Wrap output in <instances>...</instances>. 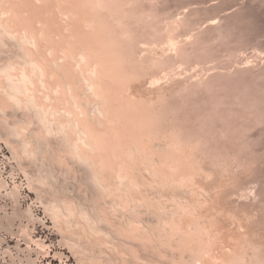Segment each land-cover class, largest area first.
Returning <instances> with one entry per match:
<instances>
[{"label": "bare ground", "instance_id": "obj_1", "mask_svg": "<svg viewBox=\"0 0 264 264\" xmlns=\"http://www.w3.org/2000/svg\"><path fill=\"white\" fill-rule=\"evenodd\" d=\"M39 1L42 4L40 2L39 5L37 0H0V129L4 133L3 140L11 145L15 159L22 162V166L25 162L30 168L32 165L35 166L36 170L35 168L32 170L35 171L32 176L34 175L38 180L36 184L35 180L33 181L35 186L39 184L36 190L43 189L38 191L47 197L46 210L53 216L55 224L64 235L62 236L64 242L74 251L80 263L264 264V191L262 187H258L261 185L260 182L258 185L255 184L256 186L251 185L252 188L244 181L247 175L249 177L251 167L253 170L258 168L252 166L253 162L257 163V161L247 160L248 164L245 161L246 164L242 169L240 162L245 158L241 161L236 156H240L246 150H253L254 145L258 143L259 137L256 142L251 133L259 126H264V102L260 105L256 101L246 100L251 98L247 97L248 91H244L246 93L244 95L243 92L233 94L232 99L228 98V100L224 97L219 101L217 97L219 103L213 104L216 105L213 106L215 110L210 111L214 113L215 119L212 116V119L206 118L202 121L198 117L200 122L198 120L191 127H186L182 121L179 120L182 124L178 121L176 123L177 119L172 121L171 117L170 122H165V119H168L165 115H170L167 113L170 105L166 114L164 105L168 104L165 103L172 95L165 85L160 84L161 86L153 93L154 96L143 95L141 91L136 92V95L129 89L132 88L129 87L131 81L142 77L147 79L144 76L146 69L148 78L154 80L153 82H161L164 79L175 80L177 71L181 69L187 73L191 70L195 71L193 67L200 66L199 74L205 73L202 72L205 69L204 67L202 69V66L207 61L201 63L198 60L200 63H194L197 59L194 58V62L190 60L193 56L198 58L202 52L206 51L207 54V50L201 49L202 41L200 42L199 39L200 53L197 48V52L193 53L194 47L198 44L194 38L197 33L199 35L203 32V29H198L197 32L195 28L189 32L194 24L191 22L187 34L183 31L187 36L185 39L188 38L183 42L182 37H179L182 38L180 41L172 34L176 33L178 26V29L189 26L186 16L184 19L172 18L171 23L175 21L173 26L170 21H166V24L160 21L164 25L163 30L158 29L161 31L154 30V26L156 24L158 26L159 21L154 26L148 24V28L153 27L151 29L158 33L153 40L161 37V41L156 39L154 42L156 44L158 42L159 45L167 41L171 53L160 55L156 52L159 48L152 40L153 48L152 51L149 50L152 53L144 55L146 58L140 56L141 59L146 60L143 59V64L144 62L148 64L145 69L142 62L141 65L136 62L137 60L130 62L129 57L128 60L124 59L127 53L119 48L121 41L116 49L117 41L113 42L110 37L114 35H109L112 32L111 28V32L108 30V33H103L107 32V28L100 26L101 23L98 22L99 28H97L95 22L100 19L98 17L111 12L106 13L104 0L92 2L90 0L94 4L96 1L98 10L94 9L95 5L88 0H69V3L67 1L69 5L65 0ZM62 1L66 7L61 4L62 8H60L57 4ZM100 1L106 14L102 15V12H99L102 9L99 8ZM108 1L110 5V0ZM87 2L91 4L90 7L87 6ZM92 5L94 7L91 8ZM86 6L87 9L96 11L87 10ZM238 8L240 9L241 6ZM116 10H114L115 14ZM192 11L187 14L195 12ZM64 12L76 14L74 16L77 19L70 15L75 21L73 22L72 19H70L72 22L64 21L65 19L61 18ZM92 12H98L97 16L100 14L97 19L94 20L96 14ZM197 12H200L199 9ZM104 16L102 18L105 20ZM114 17L116 18V15ZM162 17L159 19L161 20ZM187 17L190 19L192 16ZM90 19L95 21L97 25H94L95 28L93 22L89 24ZM155 19L154 21H157ZM154 21L148 22L154 24ZM218 21L209 24L211 26L207 29H211L215 23L217 24L215 28H219L222 22L218 23ZM87 26L91 30L93 26L94 31H88ZM222 26L219 31H222ZM98 29H101V32ZM173 30L174 32L169 35ZM193 31L196 32L195 35ZM216 31L218 33V29ZM151 32L150 30L148 34ZM116 37L115 33V39ZM198 38L202 39V37ZM110 43L114 46L109 47ZM191 51L192 55H190ZM189 56L191 57L188 59ZM126 60L127 64L133 63L132 66L127 65ZM253 61L255 62L254 58ZM165 64L169 65L166 67ZM139 65H141L140 69L137 68ZM155 68L159 72L154 71ZM233 69L235 70V67ZM215 70L218 72L217 68ZM149 71L151 75L152 72L153 74L157 72L159 76L154 74V77H150ZM232 71L229 70L230 75ZM160 73H162L161 78ZM249 73L252 82L260 83L264 79V68ZM182 76L180 77L183 79ZM197 78V81L194 80L195 83L191 84L192 87L194 86L192 91L196 94L200 90L202 92V89L205 91L215 86L204 78ZM126 83L130 84L128 88ZM260 85L262 87V84ZM188 86L186 84L185 89L180 88L182 91H177L179 95L188 91L191 93V86ZM218 88L220 89V86ZM191 95L193 96L192 93ZM244 96L247 98L245 99ZM217 106L219 110L216 109ZM208 116L210 117L209 114ZM239 126L242 129H237ZM262 131L264 132L263 129ZM226 143L229 145L233 143V148H230L232 150L226 148ZM80 167H83L84 175L81 179L73 181ZM241 169L249 170L248 173L245 171L244 180V177L240 176L242 173H239L242 172ZM68 180L72 181L76 189L85 186L86 193L81 194L79 191L77 195L72 196L70 189L62 186ZM245 184H249L250 188L244 189L247 186H244ZM1 188H6L4 182H0ZM19 189L14 187L10 195L15 199L18 198ZM242 189L244 190L239 192ZM150 191L153 193L152 196ZM251 191L255 198L254 202L251 203L249 200L252 198L251 194L249 201L243 202L240 197H249ZM238 192L242 196L239 197ZM234 195L240 202L234 198ZM30 213L27 212L29 215ZM231 225L234 227L232 228ZM37 244L42 245L41 248L45 247V243L38 241Z\"/></svg>", "mask_w": 264, "mask_h": 264}, {"label": "rangeland", "instance_id": "obj_2", "mask_svg": "<svg viewBox=\"0 0 264 264\" xmlns=\"http://www.w3.org/2000/svg\"><path fill=\"white\" fill-rule=\"evenodd\" d=\"M20 1H22V0H20ZM23 1H25V0H23ZM65 1H66L65 3H67V1L69 3V0H65ZM92 1L93 0H91V2ZM96 1H95V4L97 5ZM104 1L106 3L103 2V5L105 4L104 6H105V8H107V12H106L105 8H103L104 6L101 5V2L102 1H100V6H99V2H98L99 8L100 9L102 8L101 9L102 11L99 10V12L100 13L102 12L101 13L102 15H103L104 12L108 13V11H111L112 13L111 12H109V14L104 13V14H106L105 16L103 15L104 18H106L105 20L102 18L103 16H99L100 14L98 15L99 17L97 16V13L98 12L97 13H93L92 12L93 14H96L95 16L94 15H92V16L95 17L94 20L97 19L96 17H98L102 21H105V22L107 21V22L105 23V22H102V21H98L100 19L96 20V22H95L93 20L91 21V19H90V22L91 23L89 22V24L91 25L92 22L93 23L94 22L95 23L98 22V23H101L100 26L101 25L104 26V27L106 26L105 29L107 28V32H103V33H108V30H109V32H111L110 31V28H111L112 29V32L111 33H113V34L109 33V35L110 36H113L114 35V36L113 37H110L109 35H106V36L112 38L113 39L112 40L113 42H116L117 41L116 42L117 43L116 44V49H117V45L121 41V43L119 44L121 46H119V45L118 46H119L120 49L121 48L123 49V50L121 49L122 52H125V54L127 53L126 54V57H124V59L125 58L127 59L129 57L128 59H129L130 62L131 61L135 62V60H137L136 61L137 63L141 64V62H142V64H143V61L145 60L144 58H146V56L144 57V55H146V54L148 55V53L150 55V53H152L151 52L152 51L151 49L153 48V44L154 43H155V46H157V48H159V49H157L156 52H158L160 55H162V54H165V55L167 54L168 55V52H170L169 51L170 50L169 49L170 47H168V45H167V41L165 39L166 36H164L165 38L162 37L163 40L166 41V43L162 40L163 41L162 44L159 43V45H158V42L156 44V42H154V41L156 39H158L156 41H161V37L160 38H156L154 40H153V37L154 36L155 37L158 36L157 31H161V30H158V29L160 28V29L163 30V28H164V25L163 24H166L170 20L173 21V20L180 19V18H183L184 19L185 16H186L187 21H189V26H184V27L182 26L183 28L180 27L178 29V27H179L178 26L179 24H178V25H176V26H178L177 29L174 28V30L176 29V33L174 32V30L173 31H170L171 33H169V35H171L174 32L172 35H175V37L177 38V40L179 39L180 41L183 38V40H182L183 42H185V40L188 39V38L185 39L187 37L185 35L188 32L187 31V28L190 29V26H191L190 23L191 22H193L194 24L191 26L192 28L190 30L188 29L189 32L192 31V30H194L195 28H196L195 31L197 30V32H198V29L199 30L200 29L201 30L203 29L202 30L203 32L205 30L204 33L199 31L200 32L199 35L197 33V35H196L197 39L194 36L195 37L194 39L196 40V43H198V44H196V47H194L195 49H194L193 53L194 52H197V50H198V53H200L199 50L203 49L204 51L207 50V54H206V51L204 53L201 51L202 54L201 53L199 54V56L202 55L201 57L198 56V58H196L197 56L196 57L193 56L192 57L193 59L191 58L190 60L191 61L193 60L192 62H194L195 59H197V61H195L194 63H197L198 60H200L201 63L202 62L204 63L205 61H207L204 64V66H202V69H203V67L205 68L204 70H202V72L203 71L205 73L207 72L206 73L207 75L205 73H201L204 76L203 77L201 74H199L200 73L199 72L200 71V68H199L200 66L197 67V68L196 67H193V68L196 69L195 71L194 70H191V71H188L187 72V73L190 72V74H191V72L194 71V72H192L191 75L190 74H187V73H184L182 71V69L180 68L181 70L180 71H177V72H178V74H180V76H182L183 74H185L182 77H184L186 80L184 78L182 79L177 74V76L175 77L176 79L174 78L175 80L172 79V81L171 80L168 81V80L164 79V80H166L165 82L167 84L164 82V80L161 81L162 79L160 80L161 82L155 81L156 82L155 83V82H153L154 80L151 81L150 78H148L149 76H147V74H146L148 72V70L145 68V66H147L148 64L146 62H144L143 68H145L146 70H144V71H147V72L146 73L143 72L145 75L142 74V73H139V74L144 75L147 79H144V77H142L141 78L142 80L139 78L138 80L131 81L132 82V83H130L131 85L129 83H126L127 84L126 85L127 88H128L129 85H130L129 87H132V88H129V89L132 90L131 91L132 93H134V94L137 95L136 92H140L141 91V93L143 95H147V96H154L153 93H155L156 89L159 86H161L160 84H162V86L165 85V88L168 89V91L170 92V94H172V95H170V99L167 100L166 103H165V104H167V102H168V104L167 105H164V106H166V108L164 107L165 108V114H166V111L168 110L169 105H170V108H169V110L167 112L170 115L169 116L165 115V118H168V119H165V122L166 121L167 122H170V117H171V120L172 121H175L174 119H177L176 120V123H177V121H178V123L180 121H182L184 126L191 127V125H194V122L196 123V121H198L200 118H201L200 120L203 121L206 118H211L212 116H214V113L212 114V112H213V110H215L214 107L217 105L216 103H219V101H221V99L223 100L224 97H225V99L227 98V100H228V98L232 99L233 94H236V93L239 94L238 92H241V93L243 92V95H244V94H246V93H244V91L245 92L248 91L247 92V97L248 98L251 97V98L250 99H246L247 97L244 96L246 100L256 101L260 105H262L261 102H264V97H263L264 96V85H263L264 84V79H263V81H260V83L259 82H252L251 81L252 78L249 79L250 78V75H249L250 73L249 72H257V71H260V70H262L264 68V62H262V60L264 61V16H263L264 15V5H263L264 4V0H262L263 2L261 0H255L256 3H255L254 0H244L245 2L243 0H231V1L230 0H225V1L224 0H219V1L218 0H211V1L210 0H206V1L205 0H201V1L200 0H195V1L194 0H152V1L151 0H110L111 9L113 8L112 10L109 9V7H110V5L108 3L109 1L108 0L107 1L104 0ZM203 1H204V3H203ZM251 1H253V2H251ZM37 2L39 4L41 1L37 0ZM58 2H60V1H58ZM88 2H90V0H88ZM88 2H87V4H88L87 6H89V7H90L91 4H94V3H91V2H90L91 4H89ZM118 3H119V5H118ZM121 3L123 4V6H122ZM41 4H42V2H41ZM61 4L63 5L64 4V1H62V3H60V4H57V6H59L60 8H62L61 7L62 6ZM183 4H185V5H183ZM96 5H95V7L92 5L91 8L94 7V9L97 8V10H98V7H96ZM106 5H108L109 7L108 6L106 7ZM192 5H193V7H192ZM87 6H86L85 9H87ZM189 6H191L192 8L191 7L188 8ZM201 6H203V7H201ZM240 6H241V8L239 9L238 7H240ZM253 6H255V7H253ZM59 7H58V10H57L58 12H59V9H60ZM64 7H66L65 4H64ZM122 7H125V8H122ZM116 8H117V10H116ZM94 9L93 10L92 9L90 10V8H89L87 10L94 11ZM198 9H199L200 12H197L196 13V11H198ZM227 9H228V11H227ZM229 9H231V11L232 10L233 11L230 12ZM114 10H116V14H115ZM171 10H173V11L171 12ZM184 10L186 12H184ZM235 10H237V12ZM190 11H192V12L195 11V12L194 13H191V14L190 13L187 14ZM156 13H157V15H156ZM216 13H217V15H216ZM62 14L63 15H62L61 18H64L65 19L64 21L69 20V22H72V21H70V19H72V17L74 15H76V14L73 15L71 13L70 14L67 13L68 14L67 15L65 12L62 13ZM90 14H91V12L89 13V15ZM183 14H184V16L181 17ZM70 15L71 16L73 15V16L71 17ZM115 15H116V18L114 17ZM149 15L152 18H154V19L155 18H158V19H155L157 21H154V19H152V18H148V17H150ZM238 15H241V16H238ZM77 16H78V14H77ZM145 16L149 20H147V18ZM187 16H189V17L192 16V17L190 19H188ZM79 17H80V15H79ZM160 17H162L161 20L159 19ZM217 17H219V18L216 20ZM165 18H167V20ZM172 18H173V20H172ZM74 19H77V17L74 16ZM218 20H220L222 22L221 24L223 26L220 24V27L221 26L223 27L222 28V31H219V29L221 30V28L220 27L218 28L216 26L217 29H218V33H216L217 32L216 31L217 29L215 28V25H217L216 23H215L214 26L211 27V29H209V28L207 29V27H210L211 26L209 24L214 23V21L216 22ZM74 21L75 20H73V22ZM148 21L149 22L150 21H154V24H153V22L152 23H149ZM158 21H159V24H161L160 26H159V24H158V26L156 24V22H158ZM160 21H163L164 23L163 22H160ZM171 21L169 23L172 25L175 21L173 23H171ZM220 21H218V23ZM197 22H199V23H197ZM67 23L68 22H66V24ZM95 23L92 24V25L93 26L94 25L97 26L98 23H97V25ZM102 23L105 24V25H103ZM89 24H87V25H89ZM148 24L150 26H154L156 24L154 26V28H155L154 30L157 29V31L156 32L153 31V29H151L153 27H151V28L149 27L150 28L149 29L148 28V26H149ZM107 25H109V26H107ZM93 26L92 27L90 26L92 28V30L89 29V27L87 26L88 27L87 30L88 31L89 30L90 31H94L93 30ZM95 26H94V28H95ZM218 26H219V24H218ZM108 27H109V29H108ZM97 28H99V25H98ZM105 29H104V31H106ZM206 29L208 31L207 33H206ZM98 30H100V32H101V29H98ZM150 30L153 32V33L151 32L152 35L151 34H148V33H150ZM179 30L181 31V33H180ZM183 31H185L186 34ZM66 32H68V31H66ZM114 32L116 33V36H117L116 39H115V33ZM144 32H146V33H144ZM162 32H164V31H162ZM162 32H159V33H162ZM154 33H157V34L154 35ZM195 33L196 32H194L193 35H195ZM98 34H100V33H98ZM103 35H105V34H103ZM149 35L152 36V37H149ZM242 35H244V36H242ZM159 36H161V34H159ZM162 36H163V34H162ZM251 36H253V37H251ZM179 37H182V38H179ZM198 37H202V39L201 38H198ZM118 39H119V42H118ZM198 39H199L200 42L202 41L201 44H200L201 45L200 47H202L201 49L199 48V43L200 42L198 41ZM152 40H153L154 43L151 42ZM112 43H110L109 47H111V45H113ZM122 43H125V44L122 45ZM150 43H152V45H150ZM233 43H234V45H233ZM107 45H108V42H107ZM126 45L127 46L129 45L128 46L129 48ZM164 45H166V46L164 47ZM162 46H163V48H162ZM126 48H128V50ZM196 48H197V50H196ZM149 50H151V51H149ZM128 52H131V54L128 53ZM143 53H145V54H143ZM191 53H192V51L190 52V55H192ZM198 53H196V54L198 55ZM238 53H239V55H237ZM125 54H122V55L125 56ZM245 54H247V56ZM252 54H254V55H252ZM160 55H158V56H160ZM215 55H217V56H215ZM249 55H250L251 58L249 57ZM140 56L144 57L143 58L144 60L141 59L142 57H140ZM241 56H242V58H239L238 59V57H241ZM133 57H135V58H133ZM190 57L191 56H189L188 59ZM258 57H259V60H258ZM132 58H133V60H130ZM147 58H148V56H147ZM253 58H254L255 62L253 61ZM124 59H123V62L125 63ZM248 59H250L249 62H248ZM0 60H1V57H0ZM127 60H126V64L128 63ZM138 60H141V61H138ZM241 60H242V62H241ZM245 60L247 62H245ZM200 61L198 63H200ZM130 62H129V64H130V66H132L133 63H130ZM221 62H222L223 65L221 64ZM225 62H226V64H225ZM244 62L246 64H244ZM189 63H190V61H189ZM211 63H212V65H211ZM213 63H216V65L217 64L218 65L215 66V64H213ZM248 63H251L252 66H251V64H248ZM255 63H256L257 66L255 65ZM129 64H127V65H129ZM208 64H210L211 66L208 65ZM136 65H138V64H136ZM141 65H139L138 67L136 66V67L140 69ZM165 65L167 67L169 64L168 65L165 64ZM206 65H207V68H206ZM230 66H231V68H230ZM258 66H260V67H258ZM233 67H235V70L233 69ZM178 68H176V69H178ZM193 68H191V69H193ZM216 68L218 69V72H217V70H215ZM159 69L162 72V69L161 68H159ZM219 69L222 72L219 71ZM149 70H152V69H149ZM229 70L230 71L233 70L232 71L233 73L231 72V75H230ZM154 71H158L157 68H155ZM223 71H224V73H223ZM213 72H215L216 74L213 73ZM150 73H151V71H149V73H148V75H150V77H154V74H155V76H156V74H157V76H159L158 75L159 73H157V72H154V74L152 72V75ZM218 74H220V75H218ZM161 75H162V73H160V78H161ZM193 75L194 76L196 75V77H194ZM213 75H215V76H213ZM190 76L191 77L193 76L194 79H193V77L190 78ZM205 76H206L207 79L205 78ZM197 77L202 78V79L204 78L205 80H208L210 83L212 82L211 83L212 86L213 85H215V86L212 87L211 84H210V87H212V88H208V89H211L212 91L211 90L209 91L207 89V90H205V91H207L205 93L204 89H202V92L200 90V91L197 92V94L194 91H192L194 89L193 88L194 86L192 87L191 84H193V83H195V81H197V79H198ZM190 79H192V81ZM131 80H133V79H131ZM128 82H129V80H128ZM169 84H170V86H168ZM186 84L189 85L188 87L191 86L190 87L191 88L190 91L193 94V96L191 95V93L189 91L187 93L183 94L184 97H183L182 94L179 95L180 94L179 92L182 91V90H180V88L181 89L182 88L185 89L186 88L185 87ZM255 84H256V86H255ZM260 84H262V87H261ZM219 86H220V89L218 88ZM234 87H235V89H234ZM244 87H247L248 89L247 88H244ZM249 87H250V89H249ZM129 89H128V91H129ZM249 90L252 91V92H250ZM177 91H179V92H177ZM126 92H127V90H126ZM193 92L195 93V95H194ZM220 93H221V96H220ZM258 93H261V94H258ZM208 94H210V95H208ZM190 96H192V97H190ZM194 96H196V97L194 98ZM212 96H214V98ZM252 96L254 98H252ZM261 97H263L262 100H261ZM216 98L218 100L220 98L221 99L218 101ZM255 98H257V99H255ZM258 98H260V99H258ZM186 99H187V101H186ZM253 99H255V100H253ZM227 100H224V101H227ZM199 101H200V103H199ZM207 102L208 103L210 102V103L208 104ZM213 104H216V105L214 106ZM211 109H212V112H210ZM216 109L219 110L218 106L216 107ZM220 110H221V108H220ZM208 114L210 115V117L208 116ZM222 114H224V112H222ZM171 115H173V117ZM204 115H206V116L204 117ZM174 116H175V118H174ZM198 117H199V119H198ZM213 119H215V116L213 117ZM200 120H199V122H200ZM232 127H231V129H232ZM239 128H241V127L240 126L237 127V129H239ZM262 129L264 130V126H261V127L259 126L257 129H255V130L253 129L254 132L251 133V136H253L256 139L255 140L256 142H257V139L259 137V139H258L259 141H258V143L256 145H254L253 150L252 149H250V151L246 150L245 152L242 153L243 155L240 154V156L242 155L241 157L238 156V155H236V156H237V159L238 160L239 159L240 160L241 159L243 160L245 158L243 162H240V165L242 163V166L240 167L242 169H244L243 168V165L246 164L247 160H249V161L251 160L250 162H253L255 160L257 161L258 164L256 162H253V164L254 163H256V164H254V165L252 164V166H255L256 168L258 167L257 169L254 168L255 170H253V167H251V169L253 170V173H252V170L250 171L251 173L249 172V170H247L249 172V174H250L249 177H248V175L246 176V172H247L246 170H245L246 171L245 172V171H243L241 169L240 171H242V172H239V173H242V174H240V176L242 178L244 177L243 180L245 179V176H246V179L244 181H246V183L248 182L250 184V187H252V188H253V186H251V185H255V184L258 185L260 183L262 185V183H263L262 186L259 185L258 187H262L261 189L264 191V173H263L264 172V163H263V161H264V143H263L264 138L261 139V137L264 136L263 135L264 132L262 131ZM238 134H240V130H238ZM3 135H4V133H2V131L0 129V182H4L6 184V188H1L0 189V264H32V263H34V264L35 263L36 264H81L80 261H79V259H78V257L75 255L74 251L72 249H70V247L64 242V240H63L64 238L62 237L64 235L60 231L59 227H57V225L55 224V221L53 219V216L51 215L50 212H48L46 210L45 202H46L47 197L43 196L41 194V192L38 191V190L41 191L43 189L36 190L37 189L36 186H39V184L35 186V184L38 182V180H36L37 177H35L34 175L32 176V173L35 172V171L32 172V170H34L35 166L32 165L33 169H31L32 167L30 168V165H28V164L26 165V162H25L24 166L26 165L27 167L26 166L25 167L22 166L23 163L20 162V161H17V159H15L16 156L14 157V154H12L13 151L11 150L12 148H10L11 145H9L8 142H6L5 140H3L4 139L2 137ZM230 144L231 145H229V143H226L227 147H226V145H225V147L227 149L233 148L232 147V144L233 143H230ZM257 145L260 146V147H258ZM230 150H232V149H230ZM246 152H248V153H246ZM244 153H245V155H244ZM249 161L247 162V164L249 163ZM25 170H26V172H25ZM35 170H36V168H35ZM27 173L29 174V176H27L28 175ZM244 174H245V176H243ZM253 174L254 175L257 174V175L254 176ZM83 175H84L83 167H80L78 169V171L76 172V174L74 175V178L73 179L71 178V179L73 181H74V179L79 180V179H81L83 177ZM261 176H262L263 179L261 178ZM254 180H255V182H254ZM33 181L35 182V184L33 183ZM70 181L71 180H68V182H66L62 186L68 187L70 189V194L72 196L77 195V193L79 191H80L81 194L82 193L83 194L86 193V187L85 186H83L82 188L76 189L74 187L72 181L71 182ZM249 184H245L244 186H246V185L247 186L244 189H249L250 188V187H248ZM13 186L14 187H18V189L20 188L18 190L19 191L18 198H16V199L13 198L10 195L11 190L14 188ZM60 186H61V184H60ZM244 189H242L239 192H242ZM246 191H248V190H245V192ZM253 191H254V189H253ZM253 191H251V193H249V197L246 196V197H242L241 198L240 197V196H242V195H240L241 193L238 192L239 194L238 193L237 194L239 195L240 199L244 202V201L248 200L252 196V194H253L252 192ZM149 193L152 196V194H153L152 191H150ZM250 194H251V196H250ZM44 197H45V199H43ZM234 198H235V195H234ZM235 199H237V201L240 202L238 197H236ZM235 199H234V201H236ZM253 199L255 200V198H253V196H252V198L249 199L251 203L254 202ZM250 202H248V203H250ZM29 211L31 212L30 215L27 214V212H29ZM232 226L233 225H231V227ZM31 238L33 240H31ZM38 241L40 243H43V244L45 243V247H44L45 249L44 248H41L42 245L39 244L40 245L39 246L37 244Z\"/></svg>", "mask_w": 264, "mask_h": 264}]
</instances>
